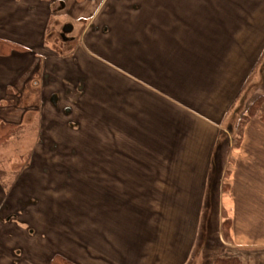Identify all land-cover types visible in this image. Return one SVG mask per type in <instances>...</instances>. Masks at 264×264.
Listing matches in <instances>:
<instances>
[{"label": "crops", "instance_id": "0c3cea01", "mask_svg": "<svg viewBox=\"0 0 264 264\" xmlns=\"http://www.w3.org/2000/svg\"><path fill=\"white\" fill-rule=\"evenodd\" d=\"M54 2L0 0V40L23 48L0 55V117L19 124L17 133L23 129L17 118L32 120L34 143L58 139L68 149L77 143L99 164L94 170H112V257L119 261L112 264H165L166 255L177 264L179 246L165 247L176 212L166 207L183 200L200 207L184 210L194 225L202 208L216 206L230 220L222 255L264 264V121L248 122L239 147L231 134L238 113L264 95V0H132L114 9L111 3L103 26L112 27L114 11L133 15L121 61L131 72L88 74L78 70L88 50L76 53L77 71L52 52L59 45ZM68 75L76 84L67 86ZM38 93L40 104H28ZM32 172L0 181V264H57V257L85 264L83 239L64 225L73 204L17 191L34 180L52 187ZM26 202L35 211L22 217ZM47 204V212L37 210ZM57 222L58 232L35 227Z\"/></svg>", "mask_w": 264, "mask_h": 264}, {"label": "rangeland", "instance_id": "374dc122", "mask_svg": "<svg viewBox=\"0 0 264 264\" xmlns=\"http://www.w3.org/2000/svg\"><path fill=\"white\" fill-rule=\"evenodd\" d=\"M54 1L52 35L56 38H54L53 43L56 41L60 46L53 44L51 49L55 56L65 58V64L68 62L67 69L70 66L69 71L72 70L73 66L77 71L76 53L80 55L84 50H88V54L83 57L82 69L78 68V70H83L84 74H88L90 70L98 69L111 73L112 68L118 69V67H120V70L126 69L131 72L124 65L125 63L121 61H123L122 57L125 54L127 36L131 33L130 23L126 20L133 17V15H127L130 11H114L112 12V27L110 24L107 27L103 26V22L105 18H109L107 13L111 3L112 9H114L113 5L115 3L125 6L130 5L132 0H105L103 5L106 3V9L104 8L102 11L103 5L101 3L103 0ZM67 23H70L72 30L65 33L63 30L68 25ZM84 29L88 32H82ZM93 34L101 37V46L93 43ZM135 35L136 37L139 36L137 31ZM106 45H109V47ZM67 53L74 54L71 56ZM67 80H69V83L72 82L68 84ZM73 81L76 84V81L69 78V75L65 80L67 86L73 85ZM77 81H80V85L87 82L81 75ZM40 98L39 93L35 97L30 95L29 101L27 100L28 104L38 106ZM253 100L238 113L235 125L232 128L231 134L235 147L241 146L243 142L242 140L237 144V125L242 116L247 113ZM253 119H259V117H254L251 120ZM17 121L23 125L22 131L13 135L6 144L0 145V166L8 174L5 181L11 180V178L14 180L17 174L25 169L33 170V179L38 177L47 178L49 181L47 184L52 185V187H47L48 190H44L43 185L39 183L40 181L34 180V185L29 182L31 187L28 188L27 185H22L23 187H20V190L17 191L21 193L34 191L35 194L43 191V194H47V197L51 198L52 203L67 199L75 207L70 208L75 211H70L72 213L69 214V218L67 222H64V225L67 223L68 229H71L69 231L76 232L83 239L82 251L84 255L81 262L85 264L119 262L112 257V170H101L99 168L94 170L95 167H99V164L94 159L85 157L84 152H81L77 143H69V149L68 144H63L58 139H56L57 142L53 140L54 142L50 144L34 143L33 141L37 137L36 127L32 126V120L24 121L21 117L17 118ZM45 130L47 131L48 127H45ZM55 146H57L55 150L50 151L51 155L47 156L45 150H50ZM60 147H63V149L61 150ZM101 171L105 172L101 173ZM108 171L111 173H108ZM36 173H39L40 176L35 175ZM107 174H110V176ZM185 203L188 204L183 200L179 207H166L172 213L175 210L176 216L175 219H172L174 226L166 229L165 247L168 246L166 249L172 251L179 246L180 253L178 254L177 264H211L217 255H222L227 251V247L221 242L228 226L225 224L222 229L220 224L221 220L225 223L226 215L223 217L218 216V213H220L218 206L204 208V210L202 208L201 220L197 225H194L191 217L195 212H199L200 207L197 206V203L187 207ZM20 206H25L21 210L22 217H29L30 214H27V212L33 213L35 211L34 208H27L29 206L28 202L22 203ZM36 207L38 211L44 213L47 212V209H51L49 204ZM186 208L191 209L193 214L186 213L184 215ZM59 216H62V214H59ZM35 227L40 231L45 229L58 232L61 230V225L58 222L57 224H36ZM225 238L227 239V237ZM3 257L5 258V256ZM167 257L166 255L165 264H171V258L167 260Z\"/></svg>", "mask_w": 264, "mask_h": 264}, {"label": "trees", "instance_id": "16d2710c", "mask_svg": "<svg viewBox=\"0 0 264 264\" xmlns=\"http://www.w3.org/2000/svg\"><path fill=\"white\" fill-rule=\"evenodd\" d=\"M23 48L19 45L12 43L10 41L0 40V55H7L12 53L14 50H22ZM254 117H259V119L264 121V95H259L254 98L247 113L242 116L239 124L237 125V144L243 140V134L246 124ZM21 126L16 123L7 122L0 117V145L6 144L10 138L19 132ZM8 176L7 172L0 166V181L3 182ZM230 220H226L224 225L228 226L227 230L230 228ZM225 237H228V233H224ZM57 264H73L72 261L57 257L54 260ZM211 264H241L237 256L234 255H217Z\"/></svg>", "mask_w": 264, "mask_h": 264}, {"label": "water", "instance_id": "95a60500", "mask_svg": "<svg viewBox=\"0 0 264 264\" xmlns=\"http://www.w3.org/2000/svg\"><path fill=\"white\" fill-rule=\"evenodd\" d=\"M71 30H72V26L68 24L67 26H65V28H64L63 31H64L65 33H67V32H69V31H71Z\"/></svg>", "mask_w": 264, "mask_h": 264}]
</instances>
